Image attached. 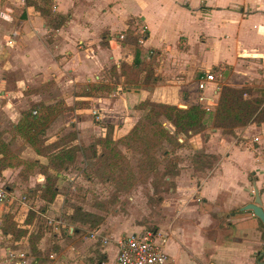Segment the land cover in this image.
Here are the masks:
<instances>
[{"label": "crops", "instance_id": "obj_1", "mask_svg": "<svg viewBox=\"0 0 264 264\" xmlns=\"http://www.w3.org/2000/svg\"><path fill=\"white\" fill-rule=\"evenodd\" d=\"M75 1L91 8L93 5L101 7L109 0H53L54 11L69 18L58 29L49 30L48 21L32 13L24 0H0V16L11 20L8 22L0 18V67L20 68L15 82L38 85L54 78L61 90L60 98L66 105H74V100L80 99L71 94L74 85L85 81L93 83L94 79L104 76L106 67L119 63L116 50L122 48V43L103 30L118 25L127 30L129 24L123 20L130 15L139 17L147 28L142 50H153L156 52L154 56L166 50V62L156 59L161 60L159 71L155 74L159 79L152 88L144 84L146 87L114 88L108 93L90 97L97 111L98 124L94 127L84 129L88 106H73V114L79 116L76 123L74 117L68 119L48 135L49 141L74 128L78 130V142L85 141V131L92 132L94 129L95 136H105L111 130L114 134H121L134 123L138 114L135 105L146 99L179 104L194 97L199 104L200 97L212 96L215 85H219L217 76H223L224 82L251 88H256L253 86L256 74L264 81V0H199L196 7L184 0L179 5L186 7L192 15L209 21L211 33L205 35L202 32L193 43L188 42L185 34L179 31L174 44L162 46L154 42L156 25L148 15L127 12L122 14L121 22H116L117 18L111 17V11L108 14L99 8V14L94 7L95 12L76 17V14H68ZM201 6L205 9L202 10ZM104 34L107 35V42H104ZM208 37L212 38L210 43ZM205 50L210 51V55L205 54ZM207 70L213 71L215 80L207 82L204 90L200 91L197 84ZM159 72H162L161 78ZM61 76L64 80H58ZM9 80L5 75L0 78V131L4 132L5 140L7 124L10 125L12 116L16 118L11 125L14 128L20 118L18 116L28 109V103L42 100L41 95L35 92L25 95L20 89L5 91ZM253 92H256L255 89ZM57 99L55 97L53 101ZM216 101L215 95L214 103ZM208 105L213 108L210 102ZM5 118H8V123ZM211 130L206 135V142L196 133L190 136L189 143L194 149L205 145L206 153L222 156L218 170L203 177L182 175L180 172L181 175L173 176L174 189L170 188L166 194V204L163 203L166 230L163 231H166L164 249L168 259L165 264H264V237L257 230L260 222L250 211L240 209L253 202L255 182L264 210V121L235 128L234 135H227L218 128ZM23 145L20 157L44 161L27 143ZM184 166L189 167V164ZM184 170L190 172V168ZM1 172L7 175V170ZM26 179V185L29 182L43 183L44 176L38 171ZM62 183L65 181L59 179L58 194L45 213L56 214L62 206L59 201ZM84 210L104 216L103 220L92 228L86 223L74 226L59 224L51 218L48 224L52 226L53 233L47 231L42 234L37 244L38 254L22 258L17 254L14 261L9 260L12 259L9 258L12 254L9 246L12 245L11 235L3 234L0 229V264H115L116 241L124 234L123 216L119 213L104 214L86 207ZM63 226L67 229L64 237L60 232ZM90 232L96 237L89 236ZM101 237H106V242ZM19 252L13 251L14 254Z\"/></svg>", "mask_w": 264, "mask_h": 264}, {"label": "rangeland", "instance_id": "obj_2", "mask_svg": "<svg viewBox=\"0 0 264 264\" xmlns=\"http://www.w3.org/2000/svg\"><path fill=\"white\" fill-rule=\"evenodd\" d=\"M27 1H34L39 5L43 4L42 0H24L26 5ZM182 1L184 0H119L118 2L117 0H109L107 1L108 3L101 7H97L96 5L93 6L97 9L96 11L99 14L101 13L99 8H102L103 12L107 11L106 13L108 14L109 11H111V17L113 19L117 18L116 22H121V18H123L122 14H126L127 12H141L142 14L148 15L156 25L154 30V42L156 45L162 46L174 44L179 31L185 34L186 38L189 40L188 42L191 41L193 43L196 41V37L202 32L205 35L211 33L209 21L200 18L199 15H192L186 7L179 5ZM188 1L190 6L196 7L199 0ZM94 7L90 8V5L84 4L81 1H75L71 4L68 14H76L77 17V15H82V13H93L95 12V10H93ZM201 7L202 10L205 9L204 6ZM54 8L53 2L52 13L54 15H60L54 11ZM31 11L32 13H36L32 8ZM12 13L15 16L17 15L16 12ZM0 18L6 20L2 15ZM47 21L49 23L48 30L49 28L54 29L51 24H53L55 20L49 18ZM123 21L129 24L127 30L121 29L119 25L113 29L104 28L103 30V32H108L112 39L116 38L122 43L120 46L122 48L116 50L118 51V53L116 52L117 57L118 59L120 58L117 67L122 61L131 60L135 48L139 47L143 60L151 63L153 74L158 73L161 60L159 61L156 59L161 58L164 60L166 50L164 52L162 51L161 55L157 56H154L156 52L153 50L143 51L142 42L145 40L143 33L147 31L145 24L141 22L139 17L133 15H130L128 18L126 17ZM8 22H11V20H8ZM211 40L212 38L208 37L209 43ZM113 46L115 45L113 44ZM221 52H223V50H221ZM204 53L210 55V51L205 50ZM164 61L166 62V60ZM164 61L162 64L163 67ZM113 65L111 64L106 67L104 69V76L99 79H94L93 83L106 80L113 82L114 88H121L122 90L138 87V85L140 86L143 84L146 86L151 85V88L154 85L143 83L144 72H142L138 83L121 86L118 82V79L121 78H115L114 75H111L112 72L109 70ZM20 71V68L16 66L0 67V78L4 75L10 78L5 85V91L9 88L16 91L20 89L25 95L35 92L39 93L42 97V100L37 103L53 105L61 103L57 104V107L60 105V108H58L60 113L59 116L54 119L53 123H51L48 135L55 132L63 123L68 121V119L74 117V123H76L79 116L73 114V106L81 104L79 99H77V102L74 100V105H66L64 99L60 98L61 94L59 93H61V90L57 87V81L54 80V78H49L38 85L28 82L25 84L22 82L18 84L14 80L18 79ZM221 72L226 73L223 71ZM161 73L162 72H159L158 74L160 78V75H162ZM222 77L223 76H217L220 88L224 85L237 88L246 87L251 90V94L244 95V97L250 98L258 96L264 98V81L260 80L258 74H256V79L253 81V86L256 88H251L244 84H242V86H237L235 82H224ZM162 78L164 77L162 76ZM58 80H64L63 76L58 77ZM88 82L89 81H85L81 84L74 85L71 89V94H73L74 91L80 90ZM253 89H255L256 92H253ZM55 97L58 99L53 101ZM191 98L190 100H182L179 104L173 105L185 108L186 105L197 104L196 99H194V97ZM86 101H88L86 105L88 107L86 108L87 110L84 117L85 122L83 125L84 129H89L94 127L95 124H98L97 116L94 114L97 111L92 106L91 99H86ZM144 101H146V106L144 108H137V104L135 105L138 114L134 121L144 119L147 112L153 108V105L161 103L168 104L163 102L165 100L151 102L146 99ZM31 105H33V103H28L27 108L29 109ZM213 117L214 107L206 112L202 121V126L196 132L192 134L179 133L173 135L166 134V131L172 133L174 129L166 122L163 116H160L147 126L146 132L135 138H127L126 136L121 137L126 131L121 132V134H114L113 130L109 131V133L106 134L108 135L107 137L115 141L110 143L107 147L97 144L99 139L97 137L99 136H95V129L92 132L85 131L84 136H86L87 139L85 138V141L81 142L76 141L78 138V130L76 128L60 136L63 143H65L64 147H73L75 148V152L73 163L65 171L62 170L59 172L62 178H58L56 181V186L59 179L65 181V183L61 185V196L59 197L62 206L56 214L45 213L47 210H41L40 207L44 205V201L39 198L37 191L32 190L36 184L34 182H29L30 184L27 185L24 184L27 180V175H23L21 170H18L19 167L5 169L7 170V175H3L2 172L0 173V189L5 191V197L0 200V204L2 205L0 226L3 221L4 213L10 212L13 214L18 225L27 231L17 240L11 236L12 245L9 246H11L12 250H10V252L12 254L9 258L12 259L9 260L14 261V257L17 254L21 258L26 255L36 256L38 254L37 244L40 239L37 242L38 238H36L35 234L40 233L42 237L44 232L48 231L51 234L53 233L51 229L52 226L48 224L49 219H56L55 221H59V224L64 223V225L69 226L81 223L75 221L80 218L83 213L74 211L77 207L84 212H89L84 210L86 207L101 211L104 214L119 213L124 218V233L125 231L130 233L131 231H139L141 229H152L159 233L161 237L160 240L164 241L166 231L163 230H166V214L164 213L163 203L166 204V194L169 192V189H174L175 187L173 176L181 175V172L182 175H197L203 177L218 170V163L222 159V156L206 153L205 145V147L202 146L201 148L194 149L189 143L190 136L196 133L200 134L203 142H206L208 138V136H206L207 133L212 132L211 128H215L213 127ZM15 119L16 118L12 116L10 125L7 124L8 128L6 131L8 134L6 135V140L11 143V149L15 153L21 155V151L24 148L23 144L26 142L16 134L14 128L11 126ZM5 121L8 123V118H5ZM92 143L97 144V146L90 147ZM101 153H103V155ZM187 164H189V167L184 166ZM188 168H190V172H187V174L184 169ZM38 171H40V168L38 169L37 166L32 174ZM13 173L16 174L8 175ZM95 215L103 220L104 216ZM69 216H71L70 220H68ZM94 221L95 224L93 226L95 227L97 225V219H94ZM84 223L91 225L88 220ZM222 224L225 226L223 221ZM60 229L61 235L63 237L66 236V227L63 226ZM257 230H259L264 237V228L260 223L257 226ZM91 234L90 232L89 236H91ZM13 251L20 252L14 254Z\"/></svg>", "mask_w": 264, "mask_h": 264}, {"label": "trees", "instance_id": "obj_3", "mask_svg": "<svg viewBox=\"0 0 264 264\" xmlns=\"http://www.w3.org/2000/svg\"><path fill=\"white\" fill-rule=\"evenodd\" d=\"M43 4L39 5L34 1H27V6L31 7L34 12L43 17L44 19L52 18L54 23L51 24L52 28L58 29L68 20V15H54L52 13V0H42ZM104 42H107V35L104 34ZM143 37L147 38V33H143ZM107 39V40H106ZM106 40V41H105ZM104 44V43H103ZM149 61L143 60L140 48H135L134 54L131 60L122 61L118 67L113 65L109 70L118 79L121 86L132 85L139 82L140 74L144 72L145 84H153L159 79L153 74V68ZM114 89V83L106 80H100L97 83H88L80 90L74 91L76 97H80L81 105H87L90 97L98 96L102 93H108ZM251 94V90L246 87H232L228 85L221 86L217 95V101L213 105L214 117L213 127L222 129L225 134L234 135L235 127L246 126L250 123H260L264 121V98L244 97V95ZM85 98L84 100L82 98ZM77 102V100H76ZM146 101H142L137 104V108H144ZM61 104V103H57ZM53 104L35 103L30 106L29 109L24 110L21 113V117L17 120L14 130L18 136H20L24 142H26L40 158H44V161L33 159L28 160L20 157L11 149V143L3 138L4 132L0 131V173L7 168L19 167L23 175H31L35 171V167L40 168L39 173L44 176L43 183H37L32 189L38 192L39 198L44 201V205L41 206V210L46 211L48 205L53 202L58 189L56 181L58 178H62L59 172L71 166L74 160L75 148H65L61 137L48 140V131L51 123L59 116L60 105L57 107ZM33 110L36 113H33ZM208 110L200 106L199 104L186 105L185 108L177 107L173 104H156L153 108L147 112L144 119H138L134 121L129 130H127L121 137L135 138L141 136L142 133L147 131V126L155 119L163 116L166 122L173 127L174 131L166 134H179L196 132L202 126L203 118ZM105 136H99L98 145L107 147L112 143L113 139ZM94 144V145H93ZM97 144L92 143L90 147H94ZM103 155V153H101ZM34 169V170H33ZM33 170V171H32ZM53 173V174H52ZM74 211L83 212L81 217L75 220L76 222L84 223L86 220L90 222V226L94 227V219H97V224L102 221V218H98L95 214L81 211L77 207ZM86 218V219H84ZM71 216L68 217V220ZM3 234H9L16 240L24 233L26 229H23L16 220L13 214L5 212L3 215V221L0 226ZM38 238L37 242L41 238L40 233L35 234Z\"/></svg>", "mask_w": 264, "mask_h": 264}, {"label": "built area", "instance_id": "obj_4", "mask_svg": "<svg viewBox=\"0 0 264 264\" xmlns=\"http://www.w3.org/2000/svg\"><path fill=\"white\" fill-rule=\"evenodd\" d=\"M6 20L9 18L2 15ZM202 77L198 81L197 87L203 91L207 82H214L215 75L212 70H207L202 73ZM219 85H215L213 94L210 98L200 97L199 105L206 110L211 109L214 103L215 95L219 92ZM36 113V111H33ZM97 116V112L94 113ZM257 140V138H255ZM5 197V191L0 189V200ZM91 237H96L95 233ZM160 234L152 229H141L130 233L122 234L116 241L115 264H165L168 255L164 249V241L160 240ZM103 242H106V237H101Z\"/></svg>", "mask_w": 264, "mask_h": 264}, {"label": "water", "instance_id": "obj_5", "mask_svg": "<svg viewBox=\"0 0 264 264\" xmlns=\"http://www.w3.org/2000/svg\"><path fill=\"white\" fill-rule=\"evenodd\" d=\"M252 194L254 196L253 202L243 205L240 209L242 211H250L264 227V210L262 208L260 190L255 182L253 183Z\"/></svg>", "mask_w": 264, "mask_h": 264}, {"label": "flooded vegetation", "instance_id": "obj_6", "mask_svg": "<svg viewBox=\"0 0 264 264\" xmlns=\"http://www.w3.org/2000/svg\"><path fill=\"white\" fill-rule=\"evenodd\" d=\"M261 262V261H260ZM264 263V262H263Z\"/></svg>", "mask_w": 264, "mask_h": 264}]
</instances>
